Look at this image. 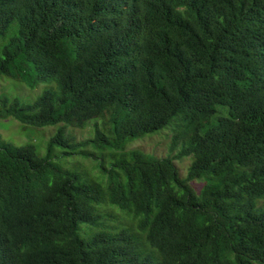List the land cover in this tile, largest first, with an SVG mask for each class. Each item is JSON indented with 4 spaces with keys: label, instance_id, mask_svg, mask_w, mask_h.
Returning <instances> with one entry per match:
<instances>
[{
    "label": "trees",
    "instance_id": "trees-1",
    "mask_svg": "<svg viewBox=\"0 0 264 264\" xmlns=\"http://www.w3.org/2000/svg\"><path fill=\"white\" fill-rule=\"evenodd\" d=\"M3 78L45 88L0 120L56 129L0 142V264H264V0H0ZM171 126L178 155L127 150ZM89 145L102 181L52 162ZM105 207L137 224L89 236Z\"/></svg>",
    "mask_w": 264,
    "mask_h": 264
},
{
    "label": "rangeland",
    "instance_id": "rangeland-1",
    "mask_svg": "<svg viewBox=\"0 0 264 264\" xmlns=\"http://www.w3.org/2000/svg\"><path fill=\"white\" fill-rule=\"evenodd\" d=\"M54 86V84H53ZM44 85H38L35 89L28 88L25 84L10 79L0 80V96L4 95L11 99H19L24 102H32L42 93ZM106 116L102 119L91 121L84 129L67 128L76 142H82L94 138L92 124L97 123L101 132L111 137V133L106 131ZM55 127L47 126L42 128L24 127L13 119L0 120V142L13 144L15 146L32 144L36 147L37 153L41 156L46 152V147L49 139L55 132ZM128 144V145H127ZM127 150H138L144 154L155 158L174 157L179 154L181 145H173V128L168 127L154 134H148L140 139L129 140ZM85 152H90L95 155L87 158L85 155L73 153V156L65 157L62 151L55 149L52 162L56 167L66 172H72L84 176V180H100L104 179L103 168L110 167L111 160L109 152H96L91 145L84 148ZM192 161L191 157H181L174 161L180 176H186L187 169ZM91 179V180H88ZM204 182L194 181L191 183L192 188L197 192L201 189ZM262 204V201L260 202ZM99 225L89 228L87 224L81 226L79 231L80 237L87 240L88 237L99 231L114 232L120 228L135 227L137 221L131 215L126 214L116 208H100L99 209ZM89 228V236H85V229ZM87 232V230H86Z\"/></svg>",
    "mask_w": 264,
    "mask_h": 264
}]
</instances>
